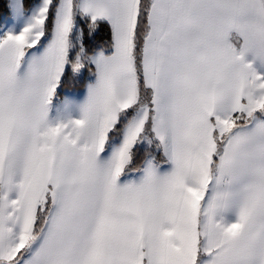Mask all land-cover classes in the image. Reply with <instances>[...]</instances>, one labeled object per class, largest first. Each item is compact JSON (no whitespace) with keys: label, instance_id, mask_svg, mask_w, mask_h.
<instances>
[{"label":"snow or ice","instance_id":"6c2138e0","mask_svg":"<svg viewBox=\"0 0 264 264\" xmlns=\"http://www.w3.org/2000/svg\"><path fill=\"white\" fill-rule=\"evenodd\" d=\"M0 264H264V0H0Z\"/></svg>","mask_w":264,"mask_h":264},{"label":"trees","instance_id":"16d2710c","mask_svg":"<svg viewBox=\"0 0 264 264\" xmlns=\"http://www.w3.org/2000/svg\"><path fill=\"white\" fill-rule=\"evenodd\" d=\"M101 35H103V33H101ZM98 39H99V37H98Z\"/></svg>","mask_w":264,"mask_h":264}]
</instances>
